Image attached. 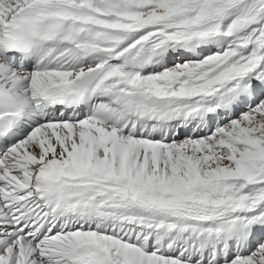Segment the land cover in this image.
Returning a JSON list of instances; mask_svg holds the SVG:
<instances>
[{"label": "snow or ice", "instance_id": "obj_1", "mask_svg": "<svg viewBox=\"0 0 264 264\" xmlns=\"http://www.w3.org/2000/svg\"><path fill=\"white\" fill-rule=\"evenodd\" d=\"M0 264H264V0H0Z\"/></svg>", "mask_w": 264, "mask_h": 264}]
</instances>
